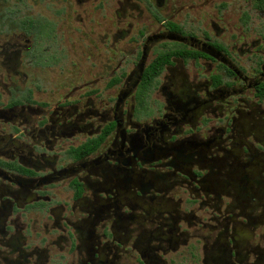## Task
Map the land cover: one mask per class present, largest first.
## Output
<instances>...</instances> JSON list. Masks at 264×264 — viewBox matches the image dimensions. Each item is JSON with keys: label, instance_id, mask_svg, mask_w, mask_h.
Masks as SVG:
<instances>
[{"label": "flooded vegetation", "instance_id": "flooded-vegetation-1", "mask_svg": "<svg viewBox=\"0 0 264 264\" xmlns=\"http://www.w3.org/2000/svg\"><path fill=\"white\" fill-rule=\"evenodd\" d=\"M254 1L0 0V264H264Z\"/></svg>", "mask_w": 264, "mask_h": 264}, {"label": "rangeland", "instance_id": "rangeland-1", "mask_svg": "<svg viewBox=\"0 0 264 264\" xmlns=\"http://www.w3.org/2000/svg\"><path fill=\"white\" fill-rule=\"evenodd\" d=\"M8 2H12L14 3V6H16L15 4H18L17 7H18V10L21 12L22 11V2H30V1H43V2H46V3H54L56 2L57 0H7ZM59 1H70V0H59ZM256 2L254 1L253 3V13H252V18H253V32L254 33H261V34H264V8L262 10H257L256 7H255V4ZM246 4V0H230V7L232 9H237L235 10L233 13V16L236 17V16H239L240 15V12L244 11L245 9V5ZM240 6H243V9L242 11H240L238 8ZM21 16V14H20Z\"/></svg>", "mask_w": 264, "mask_h": 264}, {"label": "trees", "instance_id": "trees-1", "mask_svg": "<svg viewBox=\"0 0 264 264\" xmlns=\"http://www.w3.org/2000/svg\"><path fill=\"white\" fill-rule=\"evenodd\" d=\"M261 1V0H260ZM259 7H261V3H260V5H259Z\"/></svg>", "mask_w": 264, "mask_h": 264}]
</instances>
